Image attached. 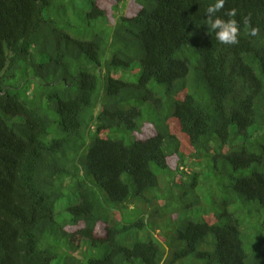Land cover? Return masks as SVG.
Masks as SVG:
<instances>
[{
  "label": "trees",
  "instance_id": "trees-1",
  "mask_svg": "<svg viewBox=\"0 0 264 264\" xmlns=\"http://www.w3.org/2000/svg\"><path fill=\"white\" fill-rule=\"evenodd\" d=\"M84 1L90 40L0 0V264H264V0L217 13L236 45L206 33L215 0Z\"/></svg>",
  "mask_w": 264,
  "mask_h": 264
},
{
  "label": "rangeland",
  "instance_id": "rangeland-1",
  "mask_svg": "<svg viewBox=\"0 0 264 264\" xmlns=\"http://www.w3.org/2000/svg\"><path fill=\"white\" fill-rule=\"evenodd\" d=\"M87 11H89V6L84 0H54V5L50 10L47 11L46 15L56 20L72 37L80 40H90L95 34H97L100 28V24L99 22L87 21L85 18ZM129 79L132 80L133 78L130 77ZM153 116H154L153 113L145 112L143 113V117L137 122V124L139 125L142 122L146 123L147 121H149L148 123H150V120L153 118ZM170 125L173 129L178 130V125L174 121L170 120ZM111 137L116 140H125V141L127 140L128 142L127 132L123 128H121L116 134H113ZM77 202H78V198L77 195H75V192L73 193V191L67 189L64 190L63 199L60 200L55 205V222L57 223V225L63 224L69 218V215L66 210L71 205H74ZM133 206L134 205H129L126 208H122V210H117L118 215L121 216L123 214L124 217H127L125 220L127 224H129L127 222V219L128 221L132 222L136 215L138 217L140 216L139 209L134 211ZM130 214H134V215H131L132 217H130L128 216ZM166 217H170L172 220H175L177 218L176 215H173L172 217L166 215ZM166 217L164 216V218ZM162 220L163 218L158 216L156 221L161 222ZM165 223L163 224V226L165 225ZM164 228L166 227L164 226ZM150 230H153L154 232L156 231V235L152 234V236H149L148 234L145 235L142 233L139 234L136 233L135 236L136 240L140 242L153 240L155 242V240L159 241V235L163 238L172 239L174 236L175 228L172 227L169 230L165 229V232L163 233L155 229L154 226L153 227L151 226ZM160 230L162 231V229ZM71 240H72L71 237L62 238L63 242H67L69 244L71 243ZM83 245L84 246L82 247L80 252L86 251L85 244ZM101 251H104V249H102ZM93 254H99L98 250H94L92 252L89 251L84 254H81L82 256L80 257V259L83 261L84 264H87L89 260L88 258H90ZM57 261L58 260L55 259L52 262V264H58ZM188 261L189 260H186V262ZM193 264H198V262L195 261Z\"/></svg>",
  "mask_w": 264,
  "mask_h": 264
},
{
  "label": "clouds",
  "instance_id": "clouds-1",
  "mask_svg": "<svg viewBox=\"0 0 264 264\" xmlns=\"http://www.w3.org/2000/svg\"><path fill=\"white\" fill-rule=\"evenodd\" d=\"M226 3V0H215V2L209 5L205 12L207 15L208 24L206 26V33L210 32L215 33V39L224 45H236L239 43V23L234 18L236 16V10L230 9L224 13V16L228 19H223L217 15L223 8ZM242 23L249 24L250 21L248 18H244ZM257 34L256 29H251L249 35L255 36ZM66 186H68L66 184ZM157 214V213H156ZM149 215H146L148 219ZM158 216H154V219L157 220ZM161 232L160 229H157ZM168 234V232H167Z\"/></svg>",
  "mask_w": 264,
  "mask_h": 264
}]
</instances>
